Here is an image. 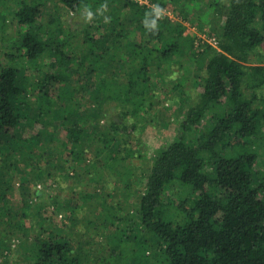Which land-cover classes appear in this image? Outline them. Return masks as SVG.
<instances>
[{
  "label": "trees",
  "instance_id": "obj_1",
  "mask_svg": "<svg viewBox=\"0 0 264 264\" xmlns=\"http://www.w3.org/2000/svg\"><path fill=\"white\" fill-rule=\"evenodd\" d=\"M200 5L0 0V214L14 171L19 191L36 189L30 200L44 198L39 186L71 188L64 203L57 196L23 213L29 226L0 217L9 243L22 233L31 264H90L96 239L121 235L146 247L136 255L112 245L127 262L151 253L153 264H264V0ZM187 23L216 46L186 34ZM163 111L177 132L137 169L144 130ZM33 123L41 131L24 138ZM93 174L99 194L77 191ZM109 177L138 196L126 213L113 206ZM176 185L189 194H171ZM61 211L66 222L47 228Z\"/></svg>",
  "mask_w": 264,
  "mask_h": 264
},
{
  "label": "rangeland",
  "instance_id": "obj_2",
  "mask_svg": "<svg viewBox=\"0 0 264 264\" xmlns=\"http://www.w3.org/2000/svg\"><path fill=\"white\" fill-rule=\"evenodd\" d=\"M208 3L209 0H201V5L199 6L202 10H204L205 8L208 7ZM15 4L13 3L12 6H14ZM51 6L52 4L48 3L45 8H43V12L45 14H49L51 13ZM171 7V6H170ZM199 11V10H198ZM165 14H170L171 17H173L175 14L172 13L171 9L169 8L168 10H166L164 12ZM173 14V15H172ZM198 14L194 15V17H196ZM186 27V34L189 35H194L195 37L197 36V38H200V36L202 35V38L207 39V35L205 34L203 36V34H199L196 31V28L193 25H190L189 23L185 24ZM14 30V27H11ZM202 40V39H200ZM188 85H190L188 83ZM187 92H189V96H194L196 89L192 86H189L187 88ZM174 93V92H172ZM169 110L172 108H174V105L171 104L169 102L168 106ZM169 111H163L160 115H159V121L157 123H155L152 127L147 126L144 130V133L142 135V142H143V155L145 160H141L139 162V166L137 169H142L146 166H149L151 163V160L154 158V150L164 146L171 138H173V136L176 134L177 130L176 127L174 125V123H172V121L170 120V112ZM102 125H104V121L102 122ZM20 134L24 137V138H34L37 136L38 132L41 131V126L40 124L37 123H33V124H28V125H24V127L19 130ZM137 135V132H132L129 136V140H132V145L136 144V140L135 136ZM41 143H45L44 139L41 138ZM131 143V142H130ZM122 156V153H120L119 157ZM263 162H264V157H259L257 160V164H256V169L261 170L264 166H263ZM136 169V170H137ZM136 170H135V174H136ZM10 177L8 178L9 180H15L16 185L15 188H12L9 191V196L8 199L10 202H8L6 205L3 204L2 209L3 212L0 214V217L2 219L3 223L6 219L3 218H7V216H9L10 218H13L14 216L16 218H14L11 222L13 223L14 221H18V222H26V226H29L28 224V219H23L21 216L23 213L25 214H29L32 212V209H34V204L38 203V204H42L46 205L48 203H51L52 199H57V196L59 200L62 201V203L65 202V200L67 199L68 195L70 194V184L68 182H66L65 180H60L61 181V187L59 186H53V187H48V186H39V189H43V191L45 192L44 198H42V201H38L37 199H34V197H31V200L28 197V193H30L31 190L34 189V191L36 190L35 188H33V186H27V191L24 192V190L21 189V191H19V188L21 187V182L23 179L22 173L20 171H14L13 173L9 174ZM107 178V176H105ZM109 183L107 184L106 187L111 188V190L113 191L114 194L116 195V200H114V207H120L123 204V208H125L123 213H126L128 211V209L131 207L132 203H134V201H136V199L138 198L137 194H135L132 189L124 188V185H120L119 183H115V181H117V179L112 177H109ZM25 180V177H24ZM71 181H73L71 179ZM83 182L81 183L80 187L76 188L78 189L77 191H96L99 194V190L101 189V184H99V179L97 174H93V179L89 180L88 182H85V180H82ZM137 185L138 181L142 182V178L136 177L135 179ZM20 183V184H19ZM29 183L28 180H26V184ZM98 184V185H97ZM104 184V183H103ZM28 185V184H27ZM19 188H18V187ZM104 187V186H102ZM175 190L172 191L171 194H174L177 198H184L186 197V195L189 194V189L186 186H181V185H176ZM110 190V191H111ZM107 191V190H106ZM58 193V195H57ZM131 195L129 197L128 200L127 197ZM78 198V197H77ZM126 198V199H125ZM96 199V198H95ZM125 199V200H124ZM26 201H29V204H26ZM111 201V199L109 200V202ZM127 202V203H126ZM28 205V206H27ZM120 205V206H117ZM58 215V214H57ZM60 216H54V217H48L46 216L45 218H49L51 221V223H54L53 227L52 226H48L49 221L47 223V228H49L50 230H53L54 227L56 225L59 226L58 222H66V214L64 213V211H61ZM80 217L83 216V214H79ZM3 217V218H2ZM59 217V218H57ZM86 217H90V214L87 213ZM53 220H52V219ZM91 219H93V216L91 217ZM112 221H107L106 224L108 225H112ZM14 224V223H13ZM0 230H1V226H0ZM15 236H12V240L10 241V243L7 241V239L5 238L6 233L2 232L0 233V264H31L32 262V258H28L26 259V256L21 252L19 245L25 243L26 240L23 239V235L22 233H14ZM74 236L76 235L75 233H72ZM33 235L29 236V241H31L33 238ZM99 239V238H98ZM96 239L97 241L94 244V252L92 255V260L90 259L89 261H91V263L93 262V264H153V260L151 258V253H148V260L147 261H135L133 262H127L126 257L124 256V254L121 253V249H127L128 252L129 251H135L136 255H142L144 250H145V246L135 243V240H128L125 239V235L123 238V235H121V237H119L118 239H116L117 241L113 242V238H106V239ZM113 242V243H112ZM9 243V245H8ZM100 243V244H99ZM115 244H117L119 247H121V249H116L115 251H111V247L112 245L114 246ZM10 246V247H9ZM90 263V264H91Z\"/></svg>",
  "mask_w": 264,
  "mask_h": 264
},
{
  "label": "built area",
  "instance_id": "obj_3",
  "mask_svg": "<svg viewBox=\"0 0 264 264\" xmlns=\"http://www.w3.org/2000/svg\"><path fill=\"white\" fill-rule=\"evenodd\" d=\"M138 1H140L141 3L143 2V0H138ZM165 14V13H164ZM165 15H168V16H170L171 17V15L170 14H165ZM172 18H175V17H172ZM205 34H203V36H204ZM200 38L202 39V40H204V41H207L208 43H210L211 45H213L214 47L216 46V41L215 40H213V39H209V38H207V39H209V40H206L205 38H202V35L200 36Z\"/></svg>",
  "mask_w": 264,
  "mask_h": 264
}]
</instances>
